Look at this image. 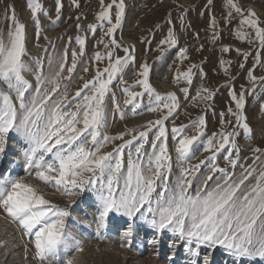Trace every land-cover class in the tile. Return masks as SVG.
I'll list each match as a JSON object with an SVG mask.
<instances>
[{"label": "snow or ice", "instance_id": "1", "mask_svg": "<svg viewBox=\"0 0 264 264\" xmlns=\"http://www.w3.org/2000/svg\"><path fill=\"white\" fill-rule=\"evenodd\" d=\"M27 6L39 36L38 13L42 11V5L39 0H28ZM61 6L60 0H56V20H59ZM114 6L113 22L111 10ZM226 6L229 8L227 19H233V11L240 17L237 37L248 43L258 42L254 64L264 67L260 54V49H264V27L261 26L264 22L254 10L242 9L236 0H226ZM124 9V0H111L107 5L101 0V10L96 19L101 25L104 22L110 25L105 36L112 39L105 44L106 53L97 52L93 59L97 62L107 59L108 63L103 68L97 67L91 79L81 77L82 84L71 95L68 83L73 79L79 57L84 55L85 39L80 35L75 37L80 48L79 53L76 50L71 52L70 64L67 48L62 54L48 55L45 71L42 60L28 57L26 25L17 19L14 8L10 14L6 13L12 23L6 32L0 30V158L6 151L10 134L15 133L26 145L22 152L25 171L29 175L34 173L45 186L54 187L67 198L69 206L76 203L75 197L85 191L92 192L96 207L94 222L99 238H103L100 230L105 228L110 213H120L129 218L139 214V218L153 229L169 230L183 241L189 264H215V252L221 247L233 258V264L264 260V149L254 148L252 163L240 164V149L235 142L238 133L235 130L213 133L204 141L205 119L200 116L191 122L195 129L193 135L183 134L185 125L171 129L179 165V173L173 178L165 121L176 111L179 102L175 93L162 95L152 87L147 63L140 66L139 78L135 82L143 90L135 92L124 87V105L130 106L133 114L142 107L148 112L166 109V114L155 121H148L143 131L127 130L115 136L103 131L107 126L106 97L110 94V85L118 76L122 77L135 61L127 47L123 57H114L111 50L113 46L119 47L113 34L121 26ZM56 20L52 23L55 24ZM216 23L213 18L212 27ZM88 27L95 33L97 24ZM245 27L251 31H244ZM77 28H80L79 24ZM98 43H103V40ZM176 43L174 32L169 28L160 45L171 47ZM222 51L230 49L225 47ZM184 54L185 50L181 49V59ZM242 55L247 59L250 53ZM225 63L230 62L221 60V64ZM83 71L88 72V67ZM247 75L253 88L264 81V77L255 76L251 69ZM180 77L191 84V68L178 72L175 79ZM182 91L187 96L189 89ZM111 95L115 102V93ZM145 95L148 97L147 105H143L140 99ZM229 95L235 103V110L229 107L228 113L247 137L251 129L243 111L245 92L232 90ZM197 97L210 100L212 93L204 88L197 92ZM115 111L120 119H124L125 113L119 104H115ZM223 115L221 113L222 124ZM152 128H158V131L149 141ZM129 134L131 139L124 140V136ZM116 140L123 142L113 144ZM148 144L150 150L145 149ZM200 144L211 155L195 165L189 164L196 146ZM107 145H113L110 151L105 150ZM221 153H226L225 167L216 163ZM206 163L207 174L198 176L201 166ZM237 167L240 168L239 173L235 171ZM0 212L31 238L39 264H75L70 253L83 251L82 241L73 235L67 223L70 208L54 203L39 185L10 172L0 174ZM132 230L130 224L122 235L130 237Z\"/></svg>", "mask_w": 264, "mask_h": 264}, {"label": "rangeland", "instance_id": "2", "mask_svg": "<svg viewBox=\"0 0 264 264\" xmlns=\"http://www.w3.org/2000/svg\"><path fill=\"white\" fill-rule=\"evenodd\" d=\"M131 1V2H130ZM42 11L38 13L39 36H37L36 22L28 8V0H0V30L7 31L12 21L6 17L14 8L17 19L26 25V50L28 57L37 58L44 62L47 71V57L50 54H62L68 49V62H71V52L79 53L80 45L75 37L80 35L85 39L84 55L79 57L77 69L73 73V79L68 83V91L74 94L84 80L91 79L97 67L107 66V59L97 62L94 54L106 53L105 44L112 37L105 36L110 25H103L97 21V13L101 10V0H60L61 11L59 20H56V0H39ZM242 9L254 10L259 19L264 22V0H236ZM105 5L111 0H103ZM124 17L121 26L113 34L119 47L113 46L114 57L125 56L124 48L135 57L122 77L118 76L110 85V94L106 97L108 106L107 126L103 130L107 135L115 136L127 130H145L148 121H155L166 114V109L157 112H148L142 107L133 114L130 106L124 105V87H130L131 91L140 92L142 87L136 86L139 78L140 66L147 63L150 66L149 82L157 92L166 95L175 93L179 106L173 115L165 121L168 130V150L172 158L173 178L179 173L177 164L176 142L172 139L173 126H187L183 134L193 135L195 129L192 121L200 116L205 119L206 141L213 133L231 132L235 130L238 135L235 142L240 149V164H251L253 149H264V81L253 84L248 79V71L251 69L257 77H264V67L255 65V56L258 42L248 43L240 40L236 32L240 28V17L233 11V19H227L229 8L226 0H124ZM47 12V15H45ZM113 22L115 21L116 8L111 10ZM217 21L212 27L211 20ZM56 20L53 24L52 21ZM77 24L80 28H77ZM97 24L95 33L89 30V25ZM264 27V23L261 24ZM171 28L177 43L171 47L160 45V41L168 35ZM244 31H251L244 28ZM216 36L213 39V36ZM71 38V39H70ZM103 40V43L98 41ZM230 51H222L223 48ZM163 49V55L161 50ZM185 50L181 59L180 51ZM239 49V52H237ZM248 52L247 59L242 53ZM261 61L264 64V49H260ZM221 60L230 63L221 64ZM241 64L244 65L241 68ZM195 65V67H192ZM35 67V65H33ZM89 71L84 72L83 68ZM191 68L192 83L180 77L178 72H185ZM227 69V71H225ZM66 75V74H65ZM29 79L34 77L29 76ZM123 81V82H122ZM188 88L187 96L182 89ZM207 88L212 93V99L203 100L197 97V92ZM235 90L237 93L245 92L244 114L246 122L251 129L246 137L243 130L235 125V119L228 113V108L235 110V103L229 93ZM111 93H115V102ZM204 93H202L203 95ZM196 97V99H193ZM142 99L143 105H147L148 97ZM115 104H119L124 111V119H120L115 111ZM223 113L224 123H221ZM158 128H152L148 139L151 141ZM135 134V133H133ZM124 140L131 139V134L125 135ZM116 140L113 144L122 143ZM113 145H107L105 150H111ZM26 145L15 133L10 134L6 151L0 158V174L10 172L13 176L24 179L27 182L37 184L44 191L46 197L61 207L68 206L71 215L67 220L69 229L82 241V252H72L75 264H189V255L185 250L184 242L169 230L157 231L149 223L139 218H129L120 213H110L106 219V226L100 230L97 236V225L94 222L96 207L95 197L92 192L85 191L79 197H75V204L68 205L66 197L62 196L54 187L45 186L35 178L34 173L29 175L24 169L23 148ZM203 144L196 146L189 164H197L210 152L203 150ZM150 150V144L145 145ZM127 151V150H126ZM226 153L218 154L216 163L220 167L227 166L224 159ZM187 167V164L184 165ZM207 163L201 166L198 176L207 174ZM237 173L240 168L235 169ZM151 218V217H149ZM133 226L130 237L122 234L127 231L129 225ZM91 225V226H89ZM155 239L156 242H153ZM174 253V255H173ZM171 257V259H170ZM215 264H233L224 248H218L214 257ZM0 264H39L35 258L31 238L26 236L18 224L11 222L5 214L0 212ZM243 264H264V260H245Z\"/></svg>", "mask_w": 264, "mask_h": 264}, {"label": "bare ground", "instance_id": "3", "mask_svg": "<svg viewBox=\"0 0 264 264\" xmlns=\"http://www.w3.org/2000/svg\"><path fill=\"white\" fill-rule=\"evenodd\" d=\"M131 2V1H130Z\"/></svg>", "mask_w": 264, "mask_h": 264}]
</instances>
